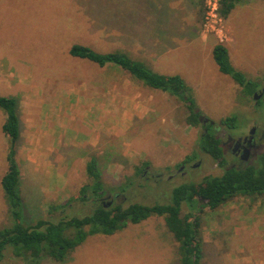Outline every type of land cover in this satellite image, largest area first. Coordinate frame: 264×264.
I'll return each mask as SVG.
<instances>
[{
    "label": "rangeland",
    "instance_id": "1",
    "mask_svg": "<svg viewBox=\"0 0 264 264\" xmlns=\"http://www.w3.org/2000/svg\"><path fill=\"white\" fill-rule=\"evenodd\" d=\"M208 1L0 0V95L26 103L41 88L42 104H51L43 112L50 116L67 111L65 102L79 100L89 108L101 102L106 113L100 116L101 109L97 116L89 114L96 121L83 127L99 134L97 148L90 151L99 161L105 185L117 188L104 201L167 203L174 187L222 174L223 168L203 167V162L212 166L215 160L198 146L202 124L186 122L190 103L209 122L236 115V125L264 124V100L255 104L252 96H245L244 86L218 69L211 52L222 42L233 67L264 89V0H240L227 18L220 15V0L216 16L207 17ZM72 44L88 45L98 53L120 49L157 73L178 74L191 101L144 86L118 67H99L74 57L69 53ZM123 111L134 114L130 125L122 120L118 124ZM4 120L0 108V229L11 225L1 186L8 165ZM59 123L58 118L52 127L57 129ZM117 124L120 135L105 129ZM100 126L112 133L105 141L97 131ZM182 162L191 164L184 174L177 169ZM83 166L65 185L35 170L20 173L25 222L46 218L51 206L74 198L87 182ZM134 166H139V175H134ZM132 175L134 181L122 185ZM56 179H62L59 172ZM43 180L55 184L48 188ZM189 212L200 216L204 264H264V194L236 196L217 209L183 202L182 216ZM176 247L163 216L152 215L113 234L88 236L62 261L17 257L8 246L0 264H176Z\"/></svg>",
    "mask_w": 264,
    "mask_h": 264
},
{
    "label": "trees",
    "instance_id": "2",
    "mask_svg": "<svg viewBox=\"0 0 264 264\" xmlns=\"http://www.w3.org/2000/svg\"><path fill=\"white\" fill-rule=\"evenodd\" d=\"M239 1L220 0V15L227 18ZM211 52L218 69L244 86L245 96H252L258 92L260 88L258 83L248 79L233 67L226 45L215 43ZM69 53L74 57L88 59L99 67H118L144 86L183 99L186 97L191 101L186 95V84L180 75L157 73L145 62L132 58L120 49L98 53L88 45L72 44ZM192 106L191 103L187 106L189 114L186 122L191 126H197L200 125L198 120L200 112H194ZM0 108L5 113L2 132L8 139V165L1 178V186L8 200V214L11 220L10 226L0 229V261L8 246L12 247L11 252L17 257L22 256L31 260L46 257L62 261L90 235L113 234L129 223L137 224L155 215L163 216L167 230L177 242L176 264H204L200 216L195 212L182 216L183 202L193 208L199 204L200 208L217 209L236 196L257 197L264 194L263 154L255 163L229 168L220 176L208 175L199 182L183 183L174 187L167 203L123 204L114 203L112 200L109 205L104 198L110 196L111 199L112 192L117 188L105 185L99 161L95 156H90L84 168L87 182L79 188L77 195L64 205L51 206L46 218H36L33 224H28L23 217V202L19 187L20 170L16 160V147L20 137L18 98L0 95ZM236 120V115H231L222 122L234 124ZM198 146L214 160L223 154L219 140L214 137L211 129L201 132ZM223 164L221 162V165ZM133 171L135 176L139 175L137 173L140 171L139 166H134ZM134 175L127 177L122 185L127 187L133 182ZM126 187L120 186L119 191L125 192ZM85 207L90 208L83 212Z\"/></svg>",
    "mask_w": 264,
    "mask_h": 264
},
{
    "label": "crops",
    "instance_id": "3",
    "mask_svg": "<svg viewBox=\"0 0 264 264\" xmlns=\"http://www.w3.org/2000/svg\"><path fill=\"white\" fill-rule=\"evenodd\" d=\"M35 91L37 95L33 100H29L30 102L26 101V103H22L18 98L20 137L17 142L16 157L20 158L19 161H21V164H19L20 173L27 174L29 173L28 169L31 171L35 170L38 173H42L46 179L47 177L51 179L55 178V182L57 180L62 182L63 180V184L65 185L66 178L67 180H74L76 178L77 174L81 171L80 166L84 165L83 167L85 168V164L90 157L88 151L91 153V156H94V152L90 150L95 151L97 148L98 139L96 135L99 137V134L95 132L96 130H91L89 133L83 125L89 123V114H92V117L97 116V110L101 109L103 111L100 116L105 114L107 106H102L101 102H99L97 105L89 108L85 107V103L81 104L79 100L76 103L65 102L62 103V106L69 113L63 111L50 116V114L43 112L45 106L48 105L49 109L51 105L50 101L47 104H42L40 100L41 88L38 89L37 87ZM69 92H72L71 89H69ZM22 107H26V109L23 110ZM67 114H69L68 117ZM58 118L60 123L57 129H55L52 127L53 122ZM133 119L134 114L130 116L127 112L124 113L123 111L120 114L118 124L122 120L130 125ZM91 120L96 121L94 119ZM48 124L51 126H48ZM118 124L115 127L111 125L105 126V129L111 127V132L114 133L119 129ZM64 128L70 130L72 134L66 133V131L61 132ZM97 131L102 133L103 137L101 140L104 141L109 133H111L108 130L103 131L101 126ZM116 134L120 135L117 132ZM64 167H67L66 171ZM58 172L61 174L62 179H56ZM43 182L46 185L50 184L48 188H51L52 183L55 184V182L50 183L47 180H43Z\"/></svg>",
    "mask_w": 264,
    "mask_h": 264
},
{
    "label": "flooded vegetation",
    "instance_id": "4",
    "mask_svg": "<svg viewBox=\"0 0 264 264\" xmlns=\"http://www.w3.org/2000/svg\"><path fill=\"white\" fill-rule=\"evenodd\" d=\"M257 91L261 94L259 100L263 101L264 89L261 88ZM258 101H256L255 104H258ZM201 124L203 126V130H212L214 137L219 140V145L222 147L223 151L222 156L216 158L214 165L205 166V163L203 162V167H205L206 170L214 167L219 170L223 168V174V172L229 168L244 167L251 163H255L258 158L264 154V124H258L254 121H251L244 126L226 124L225 122H213L211 124L210 122H206ZM221 162L224 164L221 165ZM200 163L201 162L199 160L196 164L200 165ZM187 164L188 163L186 162H182L177 169L184 174ZM189 165L191 166L190 163L188 166ZM193 165L195 166V164Z\"/></svg>",
    "mask_w": 264,
    "mask_h": 264
},
{
    "label": "built area",
    "instance_id": "5",
    "mask_svg": "<svg viewBox=\"0 0 264 264\" xmlns=\"http://www.w3.org/2000/svg\"><path fill=\"white\" fill-rule=\"evenodd\" d=\"M219 6V0L208 1L207 17H215ZM220 42V41H219ZM222 43V42H220Z\"/></svg>",
    "mask_w": 264,
    "mask_h": 264
},
{
    "label": "water",
    "instance_id": "6",
    "mask_svg": "<svg viewBox=\"0 0 264 264\" xmlns=\"http://www.w3.org/2000/svg\"><path fill=\"white\" fill-rule=\"evenodd\" d=\"M261 94L258 93V92H255L252 97L255 101H257L259 98H260ZM196 113H199V110H195ZM199 122L200 123H206V122H209V120L207 118H205L204 116H201V114L199 115ZM210 123H213L210 121ZM198 165V164H195V166Z\"/></svg>",
    "mask_w": 264,
    "mask_h": 264
}]
</instances>
